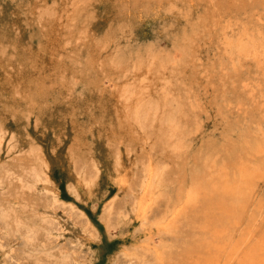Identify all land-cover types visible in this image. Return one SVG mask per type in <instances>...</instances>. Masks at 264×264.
Listing matches in <instances>:
<instances>
[{
    "label": "rangeland",
    "instance_id": "rangeland-1",
    "mask_svg": "<svg viewBox=\"0 0 264 264\" xmlns=\"http://www.w3.org/2000/svg\"><path fill=\"white\" fill-rule=\"evenodd\" d=\"M33 1L35 2V0H0V34L3 32L8 34L4 38L5 40H0L1 56L8 57L14 60V65L21 66L24 54L22 56L21 53H18V48L20 51L22 49H35L41 30L47 28L49 30L50 27L61 36L66 35L68 37L69 33L73 34L69 40H60L62 46L59 44L61 49L56 54L59 62L65 61V66L56 65V70L45 81L44 87L47 88H41L45 91L44 93H39L40 88L38 87L26 91L24 93L25 98L29 102L25 99L27 104L24 103L20 110L23 113V115L20 114L22 119L24 121L29 120L28 126L34 135L38 128L43 130V137L36 138V141L39 139L40 144L35 146L39 147L41 163L44 162L45 165L40 166L39 160L34 157L35 154L30 152L27 147H20L18 143L11 146L0 143V202L11 204L14 209L22 214L21 216L25 221L33 218L31 215L34 214L36 207L27 198L31 195L33 198L32 193L37 195L35 199L46 197L54 202V206L51 205L46 209L47 214L51 217V227L44 230L43 237L38 241L45 248L47 247L50 255L43 256L39 260L29 256L23 238L14 230L8 229L0 219V264H143L146 259L156 257L155 250L158 248L160 250L157 251L162 253L163 259L167 261L168 257L173 256L178 251V228H166V230L162 229L160 224L169 211L165 209L166 202L171 195L169 191L173 189L178 180L181 183L184 179L188 166L190 167L188 162L193 160L192 157L197 148L201 150L198 144L202 142L197 140L198 136L195 132L190 133L188 135L190 138L183 147L182 158L170 157L173 152L167 151L165 153L160 150H152L153 157L159 165L165 162L164 170H170L167 173L170 172L171 176L167 175L171 178L165 176L155 183L153 191L150 190V195L155 193L154 198L146 209L141 210L138 208L139 205L136 200L132 198V194L136 195L142 191L141 188L144 184L142 171H130L128 182H124L120 179V174L107 175L104 168L94 164L91 160L89 147L94 143V136L91 132L93 128H90L89 116L92 109L99 111L97 110V103H95L96 95L105 92L107 94L105 102L109 105V99H112V95L116 91L118 95L121 92L127 95L129 92L130 96L136 93V86L140 85L141 78H146L148 85L154 88V91L157 90L161 96L163 95L161 88L176 98L182 94V96L191 95L194 103L199 104L200 108L197 107L193 112L191 109L186 114H181L180 118L182 121H188L189 124L192 123L193 126L199 125L204 130H202L204 141L218 140L223 130L221 129L222 126L218 128L215 124H219L220 121L224 123V118L221 120L218 114L216 115L217 109L224 110L226 108L224 113L226 115L229 113L226 116L228 119L234 118L236 115L235 118L244 124L245 113H248V110L256 109L253 104L250 105L251 89L258 90V84H262L264 87V74L257 70L254 61H252L253 65L244 64L245 67H240L238 70L234 69L232 66L234 60L228 54V46L224 42L228 35H236L241 29L263 36L264 9L262 8H264V4L259 3V0H226L225 3L222 2L218 11L216 10L217 5L219 6L223 0H179L175 14L168 13L166 8H163L164 10L158 13V20L147 19L143 14L137 16L136 21L138 23L135 27L137 35L130 39L126 38V42L122 46L118 42L119 37L114 41L113 36L108 33L107 26L108 23H111L109 20L111 16H108L106 0H76L79 11L74 17L70 15L72 6L69 4L70 1L62 0L66 5L57 9L52 18L47 20V23L45 20L43 23H39L36 19L41 10L34 3H30ZM36 1L40 3V0ZM52 1L48 0V2ZM130 2L131 0L123 1L124 4H130ZM214 2H217V5H213ZM132 4L134 5V3ZM171 15L176 18L173 19ZM164 16L175 20V24L180 25L184 36H180L181 32L173 31V27L169 24L168 27L159 24L165 20ZM69 18H71L70 27L72 29L65 25ZM193 22L195 23L194 27L192 26L190 29ZM41 24L44 26L41 27ZM63 26L67 28H63ZM82 26L86 33L84 32L85 34H82L81 38L74 39V34L80 33L83 29ZM79 28H81L80 31ZM153 36H158V38H156L155 43L150 45L140 40V38L149 39ZM76 44L78 45L76 46ZM173 45L178 46V48L176 46L177 51L174 49L175 54L174 50L171 51V48L175 47ZM92 48L96 52L93 55L90 53ZM176 55L180 60H176ZM120 56L121 58L125 56L126 59H119ZM80 58L81 60H79ZM114 61H118L120 64L113 65ZM231 67L237 72L233 71ZM216 72H218L217 75H215ZM248 72L250 78L245 74ZM170 75L172 86L169 84L167 87L163 82ZM245 76L247 78H244ZM217 77L219 78L217 79ZM235 78L239 80L242 85L241 88L240 84H238L240 85L238 88V80ZM230 79H233L234 83ZM214 85L215 88H213ZM219 86L221 87L220 90ZM228 86H231L232 91ZM234 90L236 98L234 97L235 94L232 93ZM239 92L244 96H241ZM210 95L215 96L214 99ZM219 95L220 97H218ZM153 97L157 98L155 95ZM244 98L245 101L247 99L249 102H245ZM214 102L220 105H216ZM233 102L235 103L232 105ZM34 103L36 104L34 105ZM246 103L250 109L246 108ZM227 108L231 110L236 108L238 112L230 114ZM58 111L65 116L59 117L53 122L52 118ZM68 121H71V126L68 125ZM82 127L84 129L81 130ZM72 128L77 131L74 136H72L74 132ZM45 129L47 130L45 131ZM57 136L61 137L63 146L61 150L55 152L53 148ZM135 157L137 162L141 163V155L136 153ZM35 166L41 167V171L45 174L44 179L39 182V187L30 189L18 185L20 183L17 179L19 175L27 174ZM11 169H13L12 172H10ZM4 175L7 177L2 180ZM174 191L173 189V193ZM168 263L181 264L177 260H170ZM238 263L236 262V264Z\"/></svg>",
    "mask_w": 264,
    "mask_h": 264
},
{
    "label": "bare ground",
    "instance_id": "bare-ground-1",
    "mask_svg": "<svg viewBox=\"0 0 264 264\" xmlns=\"http://www.w3.org/2000/svg\"><path fill=\"white\" fill-rule=\"evenodd\" d=\"M69 1V4L72 5L70 8V15L74 17L78 14L79 5L76 0ZM123 1L124 0H106L108 16H111V19H109L111 20V23H108L107 26L108 33L110 36H113L114 41L119 37L118 42L121 43L120 45L122 46L125 44L126 38L130 39L137 35L135 29L138 23V21H136L137 16L143 14L147 19H157L159 15L158 13L165 8L168 13L172 12L175 14V9L180 2L179 0H131L130 4H124ZM225 1L226 0L221 1L219 6L217 5V2H214L213 5H217L218 7L216 10L219 11L222 2L225 3ZM37 2L38 1L35 0V2L33 1L30 3H34V5L40 7L39 9L41 11L38 13V18H36L39 23H43L44 20L47 23V20L52 18L57 9L66 5L62 0H53L52 2H48V0H40V3ZM132 3H134V5ZM259 3L264 4V0H259ZM171 16L173 19L176 18L174 15ZM164 19L165 20L159 22V24H162L165 27H168L169 24L173 27V31H177V33L181 32L180 36H184V33L179 27L180 25L175 24V20H171V17L168 18V16H164ZM70 20L71 18H69L67 24H65L67 27H70L71 25ZM194 24L195 23L193 22L190 29L192 26L194 27ZM43 26L44 24H41V27ZM67 27L63 26V28ZM81 28H83V26ZM81 28H79V31ZM84 32L86 33L85 28H83L80 33H75L74 39L81 38L82 34H85ZM72 34L69 33L68 37H66V35H64V37L58 34V32L53 31L50 27L49 30L48 28L41 30L40 38H37L38 44L35 45V49H22L20 51L18 48L17 52L21 53L22 56L24 54L23 64L21 66L14 65V60L0 55V143L2 145L7 144L8 146L13 144L16 145V143H18L20 147H27L30 152L35 154L34 157L36 160H39L40 166L45 165V163H41L42 158L41 155H39V147L35 145L39 146V139L36 141V138H42L44 133L42 132L43 130L38 128L34 135L29 129V120L24 121L22 119L20 115L22 113L20 112L21 107L24 106V103L27 104L26 101L29 102V100L25 98L24 93L29 90H34L35 87L40 88V90H38L39 93L45 92L41 88H47L44 87L46 85L45 81H47V77L56 70V65L59 64L63 67L65 66V61L62 60V62H59L56 57V54H58L61 49L60 40H69ZM0 35V40L2 41L5 40L4 38L8 34L3 32ZM156 38H158V36H153L149 39L140 38V40L150 45L156 42ZM224 42L228 46V54L231 55L234 60L232 62L234 69L238 70L240 67H243L244 64L253 65L254 63L257 70L264 74V35H256L247 30L241 29L236 35H228ZM86 43L88 42L86 41ZM77 45L78 44H76V46ZM84 45L86 46V44ZM176 46L173 49L170 46L169 47L171 48V51L174 49L177 51ZM92 49L93 50L90 53L93 55L96 52L94 48ZM76 51L78 52V50ZM120 58L121 56L119 59ZM121 59L125 60L126 57L124 56ZM79 60H81V58ZM176 60H180L177 55ZM252 61L254 62L252 63ZM117 63L119 62L114 61L113 65ZM217 73L218 72H216L215 75H217ZM245 74H247L248 77L249 72ZM170 77L171 75L168 76V79L165 82H163L167 87H169V84L172 86ZM247 77L245 76L244 78ZM218 78L219 77H217V79ZM248 78H250V76ZM235 80L238 79L235 78ZM231 81L233 82V79ZM238 84H240L239 80L237 85ZM215 85L213 88H215ZM240 85H238V88ZM228 87L230 88L231 86ZM241 87L242 85L240 88ZM262 87V84H258V90L255 91L254 88L251 89L252 91L249 95V100L251 101L250 105L253 104L256 109L248 110V113H245V117L242 116L246 120V122L244 120V124H241L240 120L235 118L236 115H234V118L231 117L228 119L226 116L229 115V113L226 112L228 113L227 115L224 113L226 108H223L224 110L218 108L217 113L215 110L214 112L216 115L218 114L221 120L224 118V123L220 121L219 124H215L218 128L222 126L221 129L223 132L221 137L219 139L217 138L218 140L211 139L208 141H204V130L201 129L199 125L195 124L193 126L191 125L192 123L189 124L188 121H182L180 118L181 114H186L191 111V109L193 112L197 107L200 108L199 104L194 103L195 101L192 99L191 95L182 96V94L176 98L170 96L169 93L165 92L164 88H161L163 92V95L161 96L157 90L154 91V88L148 85L146 78H141L140 85L136 86V93L131 94L130 96L129 92L127 95L122 92L118 95L116 91L112 95V99H109V105L105 102V99L107 98L105 92L96 95L97 98L95 103H97V110L99 111L92 109L89 116L90 128H93L91 132L94 136V143L89 147V154L92 158L91 160L94 164L104 168L107 175L120 174V179L124 182H128V177L131 173L130 171L134 172L141 170L144 175V184L141 188L142 191L138 192L136 195L132 194V198L136 200L139 205L138 208L141 210L146 209V207L149 206L150 201L154 198L153 196L155 193L152 192L153 194L151 195L150 193L153 191L155 183L165 176L171 178L169 177L171 176V173H167V171L170 170H164L166 166L164 164L165 162L159 165L158 161L153 157L152 150H160L165 153L167 151L173 152L170 157L175 156L177 158H182V152L184 151L183 147L185 142L188 141V138H190V136H188L190 133L192 134L195 132L196 136H198L197 140L202 142L198 144L201 150L197 148L196 153L194 152V155L192 153L193 160L188 162L190 167L188 166L187 174H185V176L182 174L184 179L181 183L177 179L178 181L173 186V189L175 190L174 193L173 189L169 191V194L171 195L166 202L165 208L169 211L163 217L164 221L162 220V222H160L162 229H173V227L178 228V251L173 256H167L169 259L165 261L163 259L164 255L157 251L159 248H155L157 249L155 250L156 257L154 259L153 257L146 259L143 264H169L168 261L170 262V260H177L178 262H181V264H236L238 261L240 264H264V87ZM220 88L221 87L219 86V90ZM206 89L208 90V87ZM232 93L235 94V90ZM239 93L241 96H244L241 92ZM154 95L155 97L157 96V98H154ZM218 97H220V95ZM234 97L236 98V94ZM246 98H248V96ZM246 101L248 100L246 99ZM7 102L10 104H5ZM224 102H226L225 99ZM234 103L235 102H233L232 105ZM35 104L36 103H34V105ZM214 104L216 103L214 102ZM246 105V108L250 109L248 103H246ZM215 108H217V106ZM31 109L33 110V107ZM31 109L30 111H32ZM75 109H77V107ZM233 109H229L230 114H236L238 112L236 108ZM62 116L65 115L58 111L52 118V121L55 122ZM68 125H72L71 121H68ZM82 129L84 128L82 127L81 130ZM221 129H219L220 132ZM46 130L47 129H45V131ZM72 130H74L72 135L74 136L77 131H75V128H72ZM210 138H212V136ZM54 141L56 144L53 150L58 152L63 146V141L61 140V137L59 138L58 136ZM136 153L141 155V163L137 162L135 157ZM187 160H189V158H187ZM41 169V167L37 168V166H35L27 174H18L19 178L17 179L20 182L18 185L30 189L39 187V182L45 177V174ZM12 171L13 169H11L10 172ZM5 177H7V175L2 176V180ZM32 194L33 198L32 195L27 197L32 201L33 205L36 206L33 212L34 214L31 215L33 216L32 219L25 221L21 216L22 214L14 209L11 204H6L2 201L0 202V219L8 229L14 230L23 238L28 248L27 251L29 256L39 260L43 256L50 255L47 247L45 248V246L41 245L38 241L43 237L44 230L51 227V217L47 214L46 209L51 205L54 206V202L46 197L35 199L37 195L34 193ZM61 227L62 226H60V228ZM170 241L172 242L171 239ZM135 242L137 243V241ZM56 243L58 244V242ZM134 249L136 248L134 247ZM124 259L128 260L127 258ZM131 261L133 260L131 259Z\"/></svg>",
    "mask_w": 264,
    "mask_h": 264
}]
</instances>
